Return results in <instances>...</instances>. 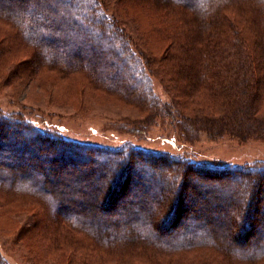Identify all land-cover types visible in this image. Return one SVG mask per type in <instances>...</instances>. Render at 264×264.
<instances>
[{
    "label": "trees",
    "instance_id": "1",
    "mask_svg": "<svg viewBox=\"0 0 264 264\" xmlns=\"http://www.w3.org/2000/svg\"><path fill=\"white\" fill-rule=\"evenodd\" d=\"M142 1L162 16V33L169 42L163 56L147 63L156 64L151 72L168 83L173 107L187 111L184 118L192 129L209 136L264 139V0ZM113 19L99 0H0V23L15 29L5 35L8 43L18 40L27 46L32 68L87 73L111 91L122 89L114 76L129 71L134 85L128 93L158 102L144 83L147 75L139 58ZM167 111L170 117L177 116L174 108ZM10 120H16V126H10ZM21 130L32 132L30 143L20 136ZM132 130L144 131L136 126ZM7 145L32 156L53 152L52 158L63 162L65 169L73 160L84 165L69 174L95 189L72 198L52 187V181H60L57 167L51 178L37 168L43 177L26 180L19 177L27 174L22 165L13 170L0 160V190L22 187L50 197L55 221L70 234L66 247L73 253L100 251L118 264H264V164L219 165L134 144L114 148L85 144L0 112V149ZM93 170L104 178L97 184L89 178ZM144 171L150 172V179ZM157 178L163 183L158 194L151 190ZM210 178L212 189L238 178L228 195L229 211L219 225L209 214L200 218L197 209L211 206L210 198L220 206L225 198L212 193L202 197L200 206L196 202L200 193L190 195L187 189L188 182L196 187L193 179ZM131 189H136L134 198L142 195L139 201L127 199L125 193ZM100 206L112 212H100ZM77 233L86 234L90 242L78 241ZM89 258L87 253L82 264L101 261L100 256L99 261ZM0 264H6L1 255Z\"/></svg>",
    "mask_w": 264,
    "mask_h": 264
},
{
    "label": "rangeland",
    "instance_id": "2",
    "mask_svg": "<svg viewBox=\"0 0 264 264\" xmlns=\"http://www.w3.org/2000/svg\"><path fill=\"white\" fill-rule=\"evenodd\" d=\"M99 1L106 12L114 18V27L129 40V47L135 52L146 72L147 81L144 83H148L149 90L156 96L158 102L152 104L150 100H141L128 93L131 92L129 87L134 85L133 80L128 79L131 75L129 71L125 73L126 71L121 70L120 74L114 76L120 80L118 82L125 90L111 91L87 73L57 72L37 65H33L32 68L29 64L33 62L26 51L27 46L18 40L8 43L9 39L5 35L14 34L15 29L2 22L0 112L23 117L43 131L57 133L85 144L110 148L134 144L150 151L182 154L196 161L219 165L264 164V139L238 138L227 133L209 136L203 131L196 132L192 129V123L184 118L187 111L173 107L168 83L151 72L150 69L155 70L156 64L147 63L163 56L169 44L162 33V16L152 6L142 0ZM167 107L174 108L177 116L170 117ZM16 123V120H10L9 125L16 126ZM135 126L143 128L144 131L141 133L133 131L132 128ZM32 135L28 130L20 131V136L29 143L31 142L29 137ZM36 144L38 141L31 143L34 146ZM9 147L7 145L0 149V160L5 161L6 168L13 170L17 164L22 165L27 174L19 177L32 180L31 178H42L47 174L51 178L54 176L53 168L57 167L60 181H52L54 189L72 198L94 191L95 186L72 179L69 174L70 171L77 172L84 167L81 161L73 160L66 164L65 169L63 162L52 158L53 152L32 156L30 151L21 152L20 149L18 151ZM90 165V162L85 164L87 167ZM137 167L140 168L138 165ZM37 168H43L44 174L38 173ZM111 173L112 169L105 172V178ZM143 174L150 179V172L144 171ZM89 178L96 184L104 179L98 170H93L92 177ZM221 179H224V176L218 180ZM237 180L238 178L231 180L232 183L225 186L216 183L213 189L211 187L214 183L213 178L208 182L193 179L192 184L196 185L195 188L187 183L190 195H195L196 190L200 193L196 194V202L200 206L203 205L202 197L210 198L212 193L225 198L220 206H215L213 199L210 198L211 206L197 209V212L202 213L200 218L205 220L206 214H209L216 225L225 220L229 211L228 195L231 194V188L235 186ZM160 181L157 178V184L151 188L152 192L158 194L162 190L163 183ZM262 185L264 188V178ZM132 186L134 188V185ZM134 193L137 194L136 189L126 192L127 199L139 201L142 195L134 198ZM262 200L264 202V198ZM119 201L120 199L114 205ZM52 203L50 197L25 191L22 187L8 191L0 190V255L6 264H71L72 261L73 264H82L87 262L83 260L87 253L90 254V258L97 260L100 256L99 264H118L114 257L106 256L100 251L96 253L97 251L84 249L81 253H73L68 250L66 245L71 241L70 234L64 233L62 227L64 224L59 226L55 221ZM103 210L107 211L100 206L99 211ZM111 210L107 212L111 213ZM192 214H188L190 218ZM233 218L237 219L236 216ZM91 221L94 222L95 219ZM55 231L58 232L57 235L54 234ZM52 236L58 237V240L52 241ZM74 237L78 241H83L85 245L90 242L83 233H77ZM51 242L60 246L62 250L54 249L57 246Z\"/></svg>",
    "mask_w": 264,
    "mask_h": 264
}]
</instances>
